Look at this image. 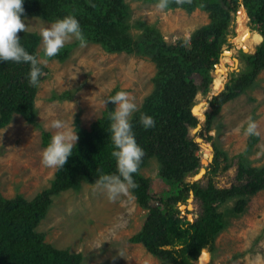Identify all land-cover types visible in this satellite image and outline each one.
<instances>
[{
	"label": "trees",
	"instance_id": "1",
	"mask_svg": "<svg viewBox=\"0 0 264 264\" xmlns=\"http://www.w3.org/2000/svg\"><path fill=\"white\" fill-rule=\"evenodd\" d=\"M147 2L158 4L160 0ZM181 6L188 12L201 8L209 13L211 21L196 30L189 42L179 40L174 44H168L162 33L150 25L144 26V42L134 41L130 34V11L125 0H24L25 12L22 14V18L39 16L52 22L74 16L87 43L111 40L119 51L149 56L155 63L156 90L131 120L137 143L145 154L137 173L133 174L138 187L130 191L139 206L148 210L143 228L131 238V242L142 244L162 264H197L202 250L214 251L216 238L227 226L220 207L234 200L233 213L241 214L248 200L264 191V166L254 167L246 158L260 141L258 135H250L246 151L233 158L214 145V158L204 176L208 178L207 184L187 181L202 167L196 138L213 141L210 127L224 104L250 88L256 75L264 69V0H167L165 8ZM241 6L246 8L263 41L260 40L262 42L253 54H243L245 68L234 75L233 83L226 91L210 101L207 127L192 136L191 130L200 125L192 113L195 98L199 90L204 95L210 92L211 73L220 61L226 31L232 21L231 13H237ZM17 35L29 53L39 56L41 36L38 33L25 30ZM73 45L60 50L55 57L43 56L63 61ZM40 66L43 72L41 82L47 68L41 62ZM28 72V64L0 62V130L11 123L14 115L29 123L35 121L38 87L28 84ZM196 74L201 77L200 86L195 83ZM219 91L221 89L216 92ZM114 109L115 103L108 101L103 116L92 124L90 130L82 129L80 120H76L78 139L72 156L62 169L56 170L48 190L33 200L22 195L7 199L0 193V264H83L81 253L55 248L46 242L45 235L38 232V228L50 209L53 195L70 189L78 191L83 182L96 183L102 174H116L108 131ZM141 113L152 116L155 127L144 129L139 123ZM51 136L43 133L44 147ZM204 148V157L210 158V148ZM150 159L157 160L159 175L170 187L168 194L159 199L156 206H151L150 180L141 174ZM229 171L236 181L229 186L218 187L215 178ZM191 194L200 208L194 221H189L179 209L180 203L187 204Z\"/></svg>",
	"mask_w": 264,
	"mask_h": 264
},
{
	"label": "rangeland",
	"instance_id": "2",
	"mask_svg": "<svg viewBox=\"0 0 264 264\" xmlns=\"http://www.w3.org/2000/svg\"><path fill=\"white\" fill-rule=\"evenodd\" d=\"M125 1L130 11V34L134 41H143L144 26L150 25L162 33L168 44L179 40L189 42L195 30L211 21L207 11L189 13L183 9H160L156 3L147 0ZM243 12L240 8L237 13H231L232 21L222 45L223 56L211 73V93L203 95L199 90L195 98L197 107L193 113L201 121L197 131L207 127L206 113L211 94L219 93L216 91L220 89L221 92L226 91L232 85L234 75L245 68L242 48L252 54L263 39L247 14L245 24L249 33L242 40L238 39L239 19ZM22 20L27 31L39 35L52 23L39 16ZM70 45L73 46L67 57L60 61L45 58L40 42L38 57L47 72L37 90L35 121L29 123L23 117L14 115L11 123L0 130V193L4 198L22 195L33 200L50 188L57 169L41 163L45 148L43 133L53 135L57 131H67L74 135L77 133V119L82 129L90 130L92 124L103 116L108 106L107 98L114 91L129 93V99L137 105V111L130 116L131 121L156 90V65L149 56L119 51L116 45L113 47L111 40H106V43L88 42L81 47L73 38L61 50ZM194 78L200 86L201 77L196 74ZM215 82H221L222 88L216 87ZM250 119L256 122L260 141L246 158L252 166L263 167L264 69L256 75L250 88L224 104L210 127L213 141L200 143L199 155L204 169L203 175L199 176L202 185L208 182L204 176L214 156L210 150V158H205L202 145L213 148L216 145L230 158L243 153L250 138V135L244 134ZM55 120L62 122V129L51 127V122ZM195 133L196 130L191 131L192 136ZM230 171L215 178L218 187H226L236 181ZM141 174L151 180V205H158L159 199L170 191L159 176L158 162L151 159ZM197 177H189L187 181L192 182ZM233 206L234 200L220 207L227 226L216 238L207 264H264V191L252 196L241 214L235 215ZM179 209L192 221L200 212L199 204L192 196L187 204H180ZM147 215L148 210L139 206L131 191L111 201L96 183L83 182L78 191L70 189L52 196V204L38 232L44 234L46 242L57 249L81 253L83 264H162L142 244L131 242V238L143 228Z\"/></svg>",
	"mask_w": 264,
	"mask_h": 264
},
{
	"label": "clouds",
	"instance_id": "3",
	"mask_svg": "<svg viewBox=\"0 0 264 264\" xmlns=\"http://www.w3.org/2000/svg\"><path fill=\"white\" fill-rule=\"evenodd\" d=\"M23 4H24V0H0V62L11 61L17 64H28L29 72L26 75L27 82L31 87H38L40 83V77L43 75L42 68L40 66V60L38 59V56L36 54L29 53L23 47V45L20 43L21 39L17 35L18 32L25 31L27 28L26 24L23 22L22 19L28 18L29 16L22 18V14H24L25 12ZM166 6H167V0H160V2L157 4V7L160 9H163ZM240 8L242 9L244 8L246 10L244 6H241ZM176 9H183L184 11H187L182 6L168 10H176ZM195 10H202V9L196 8L193 11ZM246 14L248 15L247 10H246ZM40 36H41L40 42L42 44L43 55L49 58L55 57L60 52V50L65 46V44L71 41L73 38H75V40L79 42L81 47L86 46L87 43L86 38L83 35L80 23L78 19L74 16H66L62 19H57L56 21L50 23L49 26L42 29V31L40 32ZM255 50L256 49H254L252 54L255 52ZM242 51L244 53H247L243 50V48ZM222 56H223V51L221 57ZM220 92L217 94H211V97L208 99V103H209L208 112L211 111L210 101H212V99L215 96L219 95ZM210 93L211 90L208 94ZM107 101H111L115 103V109L112 111L110 116L111 124H110V129L108 131L110 132V141L113 145V150L111 152V155L116 162V174L100 175L96 180V186L98 188H102L103 190H105L107 194V198L109 200L115 201L121 195H127L131 189H135L136 187H138V185L134 180L133 174L137 173L139 169V165L145 153H144V149L137 143V140L135 138V133L133 131V126L130 121V116L132 115V113L137 111V105L132 100L129 99V93L125 91H118L115 93V95L108 97ZM104 103L106 105V100L104 101ZM195 107H197L196 102L192 108V113ZM193 115L196 118H198L196 114L193 113ZM139 123L146 130L155 127V120L153 119V117L143 113H141L139 117ZM200 125H201V121H200ZM200 125L196 129H193L196 130L195 135L199 132L197 130L200 129ZM51 127L54 129H62L63 124L61 121L55 120L51 122ZM244 134L245 135L258 134L257 125L254 120L252 119L249 120L247 127L244 130ZM77 139H78L77 133L73 135L68 133L67 131L55 132V134L51 136L48 145L42 151L41 163L48 168L62 169L64 165L67 163L68 158L72 156L73 146L74 144L76 145ZM203 141L205 140L202 139V137L198 136L196 138V142L199 144V146L200 143L201 144L203 143ZM206 146L209 147L210 150L214 152V148L212 146L205 144L202 145L203 148ZM200 151H201V146H200ZM202 162L203 160H201V165ZM201 170L202 167L200 171L194 176H198ZM197 178L198 179H194L192 183L196 181H200L201 177L198 176ZM161 180L163 181L162 178ZM150 185H151V180H150ZM191 196L194 197L193 194H191ZM204 250L208 251L209 254H211V252L208 249H204ZM204 250H202V252ZM202 252L200 256L202 255Z\"/></svg>",
	"mask_w": 264,
	"mask_h": 264
},
{
	"label": "bare ground",
	"instance_id": "4",
	"mask_svg": "<svg viewBox=\"0 0 264 264\" xmlns=\"http://www.w3.org/2000/svg\"><path fill=\"white\" fill-rule=\"evenodd\" d=\"M246 20H247V15H246V12L244 11L243 14H240V19H239L240 22L238 25L239 26V31H238L239 37H238V39L245 38L247 36V33H249V30L246 28V24H245ZM216 85H217L216 87H218V88H222V86H223L221 82L216 83ZM201 261H202L201 264H207L208 256L203 254Z\"/></svg>",
	"mask_w": 264,
	"mask_h": 264
},
{
	"label": "water",
	"instance_id": "5",
	"mask_svg": "<svg viewBox=\"0 0 264 264\" xmlns=\"http://www.w3.org/2000/svg\"><path fill=\"white\" fill-rule=\"evenodd\" d=\"M243 10H245L244 8H243ZM245 12H246V10H245ZM197 110V109H196ZM195 110V111H196ZM202 172H204V169L203 170H201V173L200 174H202ZM198 175V176H201V175ZM195 179H198V178H195ZM191 220V219H190ZM203 254H205L206 256H208V261L210 260V254H209V252L208 251H206V250H204L203 252H202V255L200 256V259H199V263L198 264H201V258H202V256H203ZM208 263V262H207Z\"/></svg>",
	"mask_w": 264,
	"mask_h": 264
}]
</instances>
